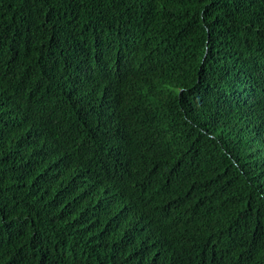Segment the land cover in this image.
<instances>
[{
  "label": "trees",
  "instance_id": "trees-1",
  "mask_svg": "<svg viewBox=\"0 0 264 264\" xmlns=\"http://www.w3.org/2000/svg\"><path fill=\"white\" fill-rule=\"evenodd\" d=\"M0 264H264V0H0Z\"/></svg>",
  "mask_w": 264,
  "mask_h": 264
}]
</instances>
